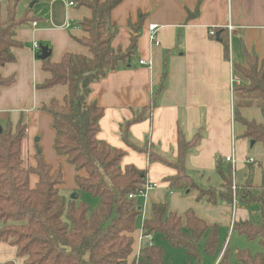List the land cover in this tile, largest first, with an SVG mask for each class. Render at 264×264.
<instances>
[{
  "label": "crops",
  "instance_id": "crops-1",
  "mask_svg": "<svg viewBox=\"0 0 264 264\" xmlns=\"http://www.w3.org/2000/svg\"><path fill=\"white\" fill-rule=\"evenodd\" d=\"M70 1L74 6H69ZM7 2L0 0V9ZM27 9L34 20L16 32L15 40L21 44L13 50L16 60L0 67L3 78L15 79L12 85L0 88V128L8 122L14 127L20 121L26 125L22 143L24 166H36V152L41 148L48 164L63 169L65 182L61 190L68 197V190L77 191L75 170L55 153L53 118L41 110L51 99L62 101L67 88L37 89L48 74L42 71V61L38 59L41 50L35 49L34 44L48 46L54 63L67 53L90 57L89 50L78 42L86 36L78 24L92 14L88 8L78 7L74 0H21L18 16H23ZM197 9L198 14L188 19L189 13ZM111 21L118 29L112 42L116 52L129 50L132 37H136L137 45L132 58L91 85L88 102L98 104L104 111L97 138L125 151L123 169L134 166L146 171L147 182L158 185L135 199L142 215L141 228L134 234L132 257L152 205L167 201L172 212L183 214L192 209L210 225L217 226L218 244L213 253L207 251L208 232L200 241V256L189 258L183 248H174L161 235H154L155 245L157 238L162 239L159 246L165 252L166 264H219L226 253L229 255L234 241L233 236L228 241L229 235L236 232L231 227L233 203L219 200L209 204L206 200L197 201L194 191L171 190L167 179L175 176L177 170L164 162H150L148 155L130 148L122 139L121 126L149 108V119L130 126L131 141L147 145L167 162H177L179 133L187 141L198 134L199 141L185 160L186 173L196 184L220 187L222 178L217 166L221 163L225 170L231 168L225 159L233 155L237 160L236 176L238 172L242 175L240 186L250 180L259 188L264 179V145L244 138L245 127L235 121L237 104L241 100L245 104L246 99L237 98L232 80L246 82L235 71V65L247 66V53L254 54L260 62L264 59V0H124L112 11ZM151 25L158 27V46L150 40ZM211 31L216 33L215 37L210 35ZM221 37L227 39L228 58ZM143 60L151 65H141ZM239 110L245 119L264 123L260 108L243 106ZM248 158L256 163H246ZM37 182V176L32 175V187ZM251 206L240 203L236 222L259 214L260 206L255 212ZM235 239L239 242L240 238ZM239 251L237 247L235 255ZM24 261L17 257L16 247L0 242V264ZM234 262L230 259V264Z\"/></svg>",
  "mask_w": 264,
  "mask_h": 264
},
{
  "label": "trees",
  "instance_id": "trees-1",
  "mask_svg": "<svg viewBox=\"0 0 264 264\" xmlns=\"http://www.w3.org/2000/svg\"><path fill=\"white\" fill-rule=\"evenodd\" d=\"M74 1L92 14L78 24L86 34L78 42L91 56L67 53L58 63L52 62L51 57L42 61V71L48 77L36 87L40 90L57 86L67 88L62 101L51 99L41 110L53 118V148L74 168L77 191L90 193L99 202L91 208L86 202L63 195V169L48 164L39 147L36 166H24L22 143L26 125L20 121L14 127L8 122L0 132V242L16 247L17 257L24 258V264H166L165 252L159 245L145 247L139 257H132L134 234L142 209L130 195L137 194L147 182V172L134 166L123 169L121 162L125 151L98 140L104 111L98 104L88 102L91 85L134 55L136 37H132L131 46L124 53L116 52L112 47L118 29L111 21V13L124 0ZM20 3L21 0H8L5 8L0 9V67L16 60L13 50L21 45L15 40L16 32L34 20L29 16V9L23 16H18ZM196 14L198 9L189 13L188 19ZM222 41L228 58L227 39L222 38ZM246 56L248 68L235 65V71L246 82L236 85L234 93L238 99L252 102L241 104L242 100L239 101L234 117L245 127L244 138L264 145V123L245 119L239 110L243 106H256L264 112V59L260 62L254 54L247 53ZM14 80V77L5 79L0 75V88L12 85ZM150 116L149 108H146L132 121L123 124V141L133 150L148 155L150 162H164L177 170L175 176L167 179L171 190H191L197 201L216 204L223 200L231 205V168L225 170L221 163L218 164L222 178L218 188L198 185L186 173L185 160L197 145L198 134L187 141L179 133L177 162H167L147 145L141 146L130 140V126ZM32 175L38 178L35 187L31 185ZM247 185L251 187L250 180ZM246 186L242 187L239 202L248 206L258 204L259 219L237 221L234 230L249 241L259 240L264 247V179L259 196L245 189ZM142 230L145 235H161L174 248H183L189 258L200 256V241L208 232L207 251L213 253L218 244L217 226L210 225L192 209L183 214L172 212L167 201L152 205L151 216L143 222ZM219 264H230V256L226 253ZM234 264H264V254L254 255L249 250H241Z\"/></svg>",
  "mask_w": 264,
  "mask_h": 264
},
{
  "label": "rangeland",
  "instance_id": "rangeland-1",
  "mask_svg": "<svg viewBox=\"0 0 264 264\" xmlns=\"http://www.w3.org/2000/svg\"><path fill=\"white\" fill-rule=\"evenodd\" d=\"M248 67L249 66L247 64V68ZM244 102H245V104H247V102H252V101L251 100L250 101L244 100ZM231 175H232V173H231ZM236 179L237 180L234 181L233 176H231V182H232V184H231V192H232V198H233V200L236 197L237 200L239 201V195L243 191L242 190V187L243 186H246V184L248 182L246 184L240 186L239 182L242 181V175L239 172L237 173ZM233 185H236V190L233 189ZM248 185L246 186L245 189L248 188L250 191L254 192V194H256V195L259 196V194H260L259 188H255L253 185H251V187H248ZM68 193H69L68 194V197H67L68 199H71L72 195L75 194V193H77L78 194V199L77 200H79L80 202H86L87 204H89V206L91 208H95L98 205V202H99L98 199L95 198V197H93L90 193L80 192V191H78V192L77 191H70V190H68ZM137 201H138V199H137ZM257 206L258 205H256V204H253L251 206V208L254 210L253 212L259 210ZM253 217H254V220H258L259 219V214H256ZM137 223H138L137 224L138 225V229H140L141 228V225H140L141 224V220H140V218L138 219ZM232 236L234 237V241L232 242V244L230 246L231 247V251L229 253V256H230V259L231 260L236 261L235 260V256H236L235 255V250H236L237 247H238V249L240 251L241 250H249L250 253L251 254H254V255L257 254V253H263L264 254V247L259 243V240L249 241L245 236H240L237 232H233V234L231 233V235H229L228 241L231 240ZM235 238H240L239 239V242H237ZM201 242H203V240ZM156 243L158 245H162V239L161 238H157Z\"/></svg>",
  "mask_w": 264,
  "mask_h": 264
},
{
  "label": "built area",
  "instance_id": "built-area-1",
  "mask_svg": "<svg viewBox=\"0 0 264 264\" xmlns=\"http://www.w3.org/2000/svg\"><path fill=\"white\" fill-rule=\"evenodd\" d=\"M69 6H74V2L70 1L69 2ZM230 30H232V26H228ZM157 32H158V27L157 25H151L149 27V33H150V40L151 42L155 45L158 46L160 45V42L157 38ZM210 35L212 37H215L216 33L214 31L210 32ZM34 48L40 51V46L35 43L34 44ZM141 65H151V63H148L146 61H140ZM235 85H239V82L232 80V88L235 87ZM226 162L230 164L231 166V171H232V176L234 178V181L236 180V166H237V160L235 159V157L232 156H228L226 157ZM246 163L248 164H255V160L253 158H248L246 160ZM158 185L157 184H150L148 182L144 183L140 189V191L137 194H132L130 195L131 199H136L138 197H142L145 196L149 191H151L154 188H157ZM233 189L236 190V185H233ZM240 207V203L237 200V198L235 197L233 200V204H232V211H231V227L234 228V225L236 223V219H237V210ZM155 245L154 243V235L153 234H149V235H145L143 230L141 229L139 232V236L137 238V250H136V257L140 256V253L142 251L143 248L145 247H151Z\"/></svg>",
  "mask_w": 264,
  "mask_h": 264
},
{
  "label": "water",
  "instance_id": "water-1",
  "mask_svg": "<svg viewBox=\"0 0 264 264\" xmlns=\"http://www.w3.org/2000/svg\"><path fill=\"white\" fill-rule=\"evenodd\" d=\"M217 39H219V34H217ZM40 50H41V53L38 56L39 60L44 61V60H46V59L51 57V50L49 49L48 46L41 45L40 46ZM1 130L2 129L0 128V132H1ZM252 144H254V141H252ZM71 199L72 200H77L78 199V194L77 193L73 194Z\"/></svg>",
  "mask_w": 264,
  "mask_h": 264
}]
</instances>
